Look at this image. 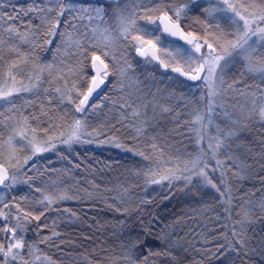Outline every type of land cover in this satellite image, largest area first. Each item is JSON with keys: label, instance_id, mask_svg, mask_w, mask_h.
I'll return each instance as SVG.
<instances>
[{"label": "snow or ice", "instance_id": "snow-or-ice-1", "mask_svg": "<svg viewBox=\"0 0 264 264\" xmlns=\"http://www.w3.org/2000/svg\"><path fill=\"white\" fill-rule=\"evenodd\" d=\"M122 3L124 0H109L108 8L116 17L117 25L111 31H100L101 40L87 45L80 41L72 42V46L79 49L78 66L68 72L54 70L51 64H42L36 52L42 44L52 43L50 37L58 34L60 18L65 16L66 11L75 10L72 3L42 0L26 11L14 9L15 14L0 12V188L5 190L0 192V264H55L51 256L39 247L59 237L55 228L39 243L30 242L27 233L33 230L34 225L35 234L40 236L43 230L49 228L45 221L52 213H58L59 217H75L76 213L71 208L60 209V202L73 197L55 190H42L39 186L34 189L39 193L37 198H17L10 193L18 184L32 180L28 173L35 167L33 158L55 150L57 143L71 145L80 142L83 137H88L91 142L90 138L94 135L114 136L119 131L116 125L107 127L106 131L104 128L89 131L88 119L90 113L103 110L107 100L103 90L111 83V76H116L120 84L125 80H140L135 75L136 67L129 59L133 53L143 58V65L137 61L141 72H145L146 65H152L144 81L151 85L144 99L151 96L155 103L161 93L159 88L156 92L152 91L157 84L156 73H159L160 84L170 81L196 91H200L199 84L207 88L206 92L200 91V99L196 101L205 109H194L192 112L189 135L193 139L189 143L193 144L191 153L194 155L186 148L184 153L164 161L168 167L163 174L159 163L155 167L145 165L143 177L146 184L168 182L169 188H172L176 186L174 181L183 180L184 186L191 192L192 187H196L193 184L195 177L199 184L197 192L214 190L218 194L216 199L224 197L226 191L230 192L226 176L229 169L237 166L238 158L232 155V145L240 121L232 119L224 108L222 118H216L219 119L217 123L213 105L223 98L225 92H236L241 86V82L235 79L231 83L226 80L236 65L243 68L241 75L255 81L250 92L239 93L250 98L251 108L247 118L255 116L264 126V0H205L204 3L201 0H156L155 3L152 0H128L134 6L129 15L122 13ZM197 9L205 17L194 19L199 33L185 26L190 13ZM80 11L88 12L89 9ZM91 11L95 12V17L89 16V20L103 23L107 11L101 8ZM31 15L39 18V24L33 25L31 19L26 24L23 21L17 24L21 16ZM138 21L145 23L138 24ZM222 21L234 31H225ZM96 31L93 29L94 33ZM26 95L29 98L26 99ZM41 97L46 99L47 105L55 103L63 113L56 119L63 121L70 111L73 113L67 132H60L59 139H54L52 134L62 126L53 123L52 112L56 109L46 106ZM32 98L39 101L38 108ZM97 100L100 102L97 103ZM156 106L161 114L173 111L163 104ZM127 107L132 108V105ZM143 107L146 117L147 105ZM124 109L125 105H121V110ZM75 114H80V118ZM141 115L140 111H132L133 119H139ZM118 123L123 126L125 119ZM132 131L135 140L143 135V129L136 125L132 126ZM109 142L123 147L118 138H110ZM149 153L164 156V150L154 141L140 143L135 154L144 160H151ZM30 160L32 165H29ZM140 174L137 173L138 176ZM52 187L55 189V185ZM228 201L231 202L230 196ZM260 211L264 213V202ZM251 213V209L244 211L242 218L236 221L238 229L233 226L230 232L222 234L215 252L211 249L203 252L208 264H214V261L219 264H264V237L253 241L246 234ZM55 223L53 221V225ZM146 231L150 234L149 229L146 228ZM162 239L170 243L166 237ZM141 243L139 237L135 242H129L123 264H156L157 257L174 259L167 248L162 251L143 250Z\"/></svg>", "mask_w": 264, "mask_h": 264}, {"label": "trees", "instance_id": "trees-1", "mask_svg": "<svg viewBox=\"0 0 264 264\" xmlns=\"http://www.w3.org/2000/svg\"><path fill=\"white\" fill-rule=\"evenodd\" d=\"M41 2L42 0H0V12L15 14L14 9L26 11ZM65 2L72 3L75 10L65 12V16L60 18L58 34L50 37L52 43L42 44L36 55L42 64H51L54 70L68 72L72 67L78 66L79 49L68 45L65 38L70 37L87 45L89 40L86 18L89 12L95 8L110 9L109 1L65 0ZM155 2L156 0H152V3ZM120 7L123 14L129 15L134 6L128 3V0H124ZM80 9L89 11L83 12ZM155 14L152 13L153 16ZM197 16L200 19L205 18L197 9L190 13L185 26L188 30L199 33V27L194 24ZM29 19L33 25L39 24V18L35 15L21 16L17 24L19 25L21 21L26 24ZM144 23L138 21V24ZM221 23L225 31H234L228 24H224L223 21ZM129 59L136 67L135 75L140 77L138 90L140 93L136 95L138 96L136 101L130 102H133L138 111L145 110L143 105H147L142 137L139 140L133 139L134 132L127 123L130 121L127 116L124 117L123 126L118 123L122 118L117 112H122L121 105L131 96L129 97L123 84L117 83L118 78L111 76V83L103 90V96L107 97L103 110L89 114L88 130L104 128L106 131L107 127L116 125L119 131L114 136L102 134L93 138L99 142L96 145L92 141L86 142L83 138L71 145L57 143L55 150L38 154L33 158L35 167L28 173L32 180L29 183L18 184L10 193L17 198L22 196L37 198L39 193L34 189L39 186L42 190L49 192L55 190L73 197L60 202V209L71 208L76 216L59 217L58 213L50 214L45 221L49 228L37 236L33 225V230L27 233L29 241L39 243L43 236L51 234L54 227L59 237L47 244H40L39 247L51 256L55 264H123V256L129 242H135L137 237L142 242L141 249L162 251L167 248L174 257V259L157 257L156 264H208V258L203 252L206 249L215 252L222 234L225 231L230 232L233 226L238 229L236 221L242 218L243 212L248 209H251L252 213L251 222L246 224L245 228L247 236L253 241L264 237V213L260 211V205L264 202V126L261 121L255 116L251 119L246 117L238 128L237 136L233 137L232 155L238 158L237 166L227 172L226 182L230 192L226 191L224 197L216 199L218 194L214 190L197 192L199 184L195 177L193 184L196 187L189 186L192 187L191 192L184 186L183 180L174 181L176 186L172 188H169L168 182L148 185L143 177L145 165L155 167L159 163L162 172L168 167L164 161L184 153L186 148L194 155L191 153L193 144L189 143L190 139H193L189 135L193 119L190 106L193 102L196 103L201 90H187L170 81L160 84L159 73H156L157 84L156 87H152V91L156 92L159 88L161 93L155 103L151 96L144 99L149 88L144 81L147 70L151 69L152 65H146L145 72H141L137 61L143 65V58L133 53ZM242 72L243 68L236 65L226 77L228 83L233 79L241 82L236 94L250 92L255 85V81L241 75ZM25 98L29 97L26 95ZM32 99L38 108L39 101ZM40 100L46 106L56 109L52 112L53 123L62 125L52 132L53 137L64 132L71 123L73 113L70 111L65 120H58L56 117L63 113L56 108L55 103L47 105L44 97ZM99 102L97 100V103ZM155 104H163L173 111L171 114H161L159 107L152 109ZM78 116L80 117L76 115ZM218 116V111H215V117ZM110 138L112 140L118 138L123 147L110 143ZM150 141H154L164 150L163 157L158 153H149L152 159L144 160L135 154L140 143ZM32 163L30 160L29 165ZM137 173L141 174L138 176ZM4 191L0 188V192ZM117 208L120 210L117 211ZM53 221H56L55 225ZM146 228L150 230V234ZM162 237H166L170 243ZM214 264L219 262L214 261Z\"/></svg>", "mask_w": 264, "mask_h": 264}, {"label": "rangeland", "instance_id": "rangeland-1", "mask_svg": "<svg viewBox=\"0 0 264 264\" xmlns=\"http://www.w3.org/2000/svg\"><path fill=\"white\" fill-rule=\"evenodd\" d=\"M201 1H205V0H201ZM115 7V6H114ZM113 7V8H114ZM96 9V8H95ZM106 10V9H105ZM107 11V15L104 16L103 18V23H101L100 21H96L95 19L93 20H89V16H92L93 18L95 17V12L91 11L89 12L88 16H87V20H88V30L87 31V38L89 40V42L91 43H96L97 41L101 40L102 37L99 35L100 31L104 30V29H108L109 31H111L113 28L116 27L117 25V19L115 16L112 15V10H106ZM126 15V14H124ZM93 29H96L97 31L94 33ZM65 42L68 45H72V42H74V40H72L70 37H66L65 38ZM124 85V89L125 91L127 90L128 95L130 98L126 99V103L122 104L125 105V109L121 112H117L120 113V117L124 118L125 116H127L129 118V125L132 127L133 125H136L137 127H144L143 124V120L146 117L143 115V113L145 112V110H141L140 112L142 113L141 117L139 119H132V111L136 110L138 111V108L135 107V105H133V102H130L132 100L136 101V98H138V95L140 92L139 87H140V82L139 81H135V79H133L132 81H128L125 80L123 82ZM148 87H151L150 84H147ZM199 90L206 92L207 88L205 87V85L201 84V86L199 87ZM155 92V90H154ZM124 96H126L124 94ZM141 97V96H140ZM139 97V98H140ZM153 98V97H152ZM197 99H200V93L197 96ZM157 101V99H156ZM138 103V102H137ZM126 105H132V108H128ZM191 109L190 110H194V109H199L201 111H203L205 109V106L203 104H197L195 102H193L192 106H190ZM156 108V104L152 106V109L154 110ZM226 108L228 110V112L231 114V118L232 119H239V124L237 125V129L239 128L240 124H242V121L248 116V109L251 108V102H250V98L246 97V96H242L240 94H236L235 92L232 91H228L225 92L223 95V98L215 105H213V111L215 113V111H218L219 113V118H222V111L223 109ZM153 112V111H152ZM76 115H80V114H76ZM77 118H80L79 116ZM216 117L214 116V119ZM148 119V118H147ZM146 120V119H145ZM192 120V119H191ZM216 122L219 123V119H216ZM222 127H224V125H221ZM68 129V125L67 127L64 129V132L66 133ZM60 134V133H59ZM56 135L54 136V139H59L60 135ZM97 136H93L91 137V141L96 145L99 144V142L96 139ZM83 139H85L86 142H89V138L86 137ZM30 155V153H29ZM166 170H163L161 172V174H163ZM158 178V177H157Z\"/></svg>", "mask_w": 264, "mask_h": 264}, {"label": "water", "instance_id": "water-1", "mask_svg": "<svg viewBox=\"0 0 264 264\" xmlns=\"http://www.w3.org/2000/svg\"><path fill=\"white\" fill-rule=\"evenodd\" d=\"M97 1H99V0H97ZM109 0H100V2H108ZM141 58V57H140ZM181 79H183V78H181Z\"/></svg>", "mask_w": 264, "mask_h": 264}]
</instances>
